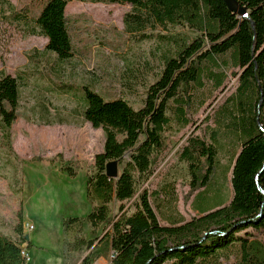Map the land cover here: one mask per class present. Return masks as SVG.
I'll list each match as a JSON object with an SVG mask.
<instances>
[{
  "label": "trees",
  "instance_id": "16d2710c",
  "mask_svg": "<svg viewBox=\"0 0 264 264\" xmlns=\"http://www.w3.org/2000/svg\"><path fill=\"white\" fill-rule=\"evenodd\" d=\"M68 1L48 0L31 21L10 0H0V19L27 20L30 34L48 38L46 50L59 60L70 59L73 45L66 16ZM94 1L131 4L124 24L137 39L161 36L173 41L155 32L157 27L168 29L171 25L187 26L198 34L179 44L175 54L163 55L160 75L149 85L144 104L136 111L134 134L114 150L96 155L95 171L87 178V185L90 199L98 204L84 218L67 219L65 230L69 232L81 221L83 231L87 221L94 236L102 225L106 231L90 239L77 233L67 242L66 262L93 264L113 253L111 264H264V0H238L247 8L243 17L230 10L225 0ZM228 52L241 70L235 94L218 111L229 118L225 123L235 129L240 140L232 167L233 197L228 204L198 202V216L162 224L153 204L159 192H139L138 185L149 179L159 163L165 136L194 122L191 107L197 89L204 86V76L214 79L217 89L223 87L225 75L207 70L205 61ZM20 79L19 75L0 72V119L6 132L17 118ZM61 88L75 91L85 109L100 114L129 108L126 98L106 99L89 85L63 84ZM205 134L190 133L179 155L188 163L190 192L204 189L195 199L214 185L219 167L218 131L206 126ZM114 159L122 166L119 178L106 173L107 163ZM70 175L75 177L73 172ZM161 192L176 201L175 183L165 184ZM131 200L133 211L128 207ZM116 203L119 207L113 214ZM19 217L15 240L0 233V264H28L22 249L29 251L32 243L26 239L22 211ZM249 228L263 231L262 236H253Z\"/></svg>",
  "mask_w": 264,
  "mask_h": 264
},
{
  "label": "rangeland",
  "instance_id": "374dc122",
  "mask_svg": "<svg viewBox=\"0 0 264 264\" xmlns=\"http://www.w3.org/2000/svg\"><path fill=\"white\" fill-rule=\"evenodd\" d=\"M10 1L32 21L48 0ZM131 9L128 3L69 0L66 16L73 56L66 60L46 50V36L28 32L27 20L0 19V72L21 76L17 118L8 132L0 119V233L16 239L20 211L23 221L33 222L35 229L28 233L32 243L28 264H68L67 242L77 233L90 239L106 231L102 225L94 236L87 221L83 231L77 221L68 232L65 221L86 217L98 204L90 199L87 185L95 171L96 155L114 150L134 134L136 111L144 104L149 85L160 75L163 55L175 54L179 44L198 34L187 26L171 25L157 27L155 32L173 41L161 36L137 39L124 24ZM205 66L225 75L223 87L217 89L215 80L204 76V86L197 89L191 107L194 122L165 136L159 163L149 179L138 185L139 192H159L153 204L165 225L198 216V202L221 205L233 197L232 167L240 140L235 129L226 125L229 118L218 111L235 94L241 70L234 66L230 52L206 60ZM63 84L89 85L106 99L124 97L129 108L114 114L85 109L75 91H62ZM206 126L218 131L219 167L214 185L195 199L204 189L190 192L188 163L179 155L187 136L192 132L205 136ZM167 183H175L176 201L161 192ZM132 202H128L130 211L134 210ZM118 207V203L113 205V214ZM248 231L256 237L263 234L253 228ZM98 261L111 264L109 255Z\"/></svg>",
  "mask_w": 264,
  "mask_h": 264
},
{
  "label": "water",
  "instance_id": "95a60500",
  "mask_svg": "<svg viewBox=\"0 0 264 264\" xmlns=\"http://www.w3.org/2000/svg\"><path fill=\"white\" fill-rule=\"evenodd\" d=\"M228 8L240 16H246L247 8L242 6L238 0H225ZM106 173L110 178H119L120 176V161L118 159L111 160L106 165ZM26 239L29 240V235H26Z\"/></svg>",
  "mask_w": 264,
  "mask_h": 264
},
{
  "label": "built area",
  "instance_id": "2783aa9c",
  "mask_svg": "<svg viewBox=\"0 0 264 264\" xmlns=\"http://www.w3.org/2000/svg\"><path fill=\"white\" fill-rule=\"evenodd\" d=\"M23 227H24V231L26 232H32L35 229V225L33 224V222L30 221H23ZM22 254L25 256L26 261L28 263L29 261V251L26 248L22 249ZM113 257V253L110 255V258L112 259ZM95 264H100L99 262L95 263Z\"/></svg>",
  "mask_w": 264,
  "mask_h": 264
},
{
  "label": "crops",
  "instance_id": "0c3cea01",
  "mask_svg": "<svg viewBox=\"0 0 264 264\" xmlns=\"http://www.w3.org/2000/svg\"><path fill=\"white\" fill-rule=\"evenodd\" d=\"M24 221H25V219H24ZM25 233L28 234L29 232H26V231H25ZM102 258H105V257H101L100 259H102ZM98 262H99V261H98ZM96 263H97V262H96Z\"/></svg>",
  "mask_w": 264,
  "mask_h": 264
}]
</instances>
